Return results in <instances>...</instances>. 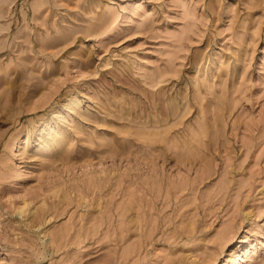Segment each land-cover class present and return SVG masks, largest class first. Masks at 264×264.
Instances as JSON below:
<instances>
[{
  "label": "rangeland",
  "instance_id": "rangeland-1",
  "mask_svg": "<svg viewBox=\"0 0 264 264\" xmlns=\"http://www.w3.org/2000/svg\"><path fill=\"white\" fill-rule=\"evenodd\" d=\"M239 254L264 264V0H0V264Z\"/></svg>",
  "mask_w": 264,
  "mask_h": 264
},
{
  "label": "bare ground",
  "instance_id": "bare-ground-1",
  "mask_svg": "<svg viewBox=\"0 0 264 264\" xmlns=\"http://www.w3.org/2000/svg\"><path fill=\"white\" fill-rule=\"evenodd\" d=\"M72 103V102H71ZM75 103V102H74ZM79 103H80V101H79ZM67 104V103H66ZM76 105V104H75ZM19 141H20V138H19ZM35 144H38V139L35 141ZM230 243H231V241H230ZM229 243V244H230ZM234 258V257H233ZM245 257H244V255H238V256H236V258H234L233 259V262L234 263H237V264H239L240 263V261H242L243 259H244ZM216 264H223V262H217ZM225 264V263H224Z\"/></svg>",
  "mask_w": 264,
  "mask_h": 264
}]
</instances>
